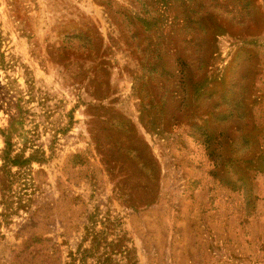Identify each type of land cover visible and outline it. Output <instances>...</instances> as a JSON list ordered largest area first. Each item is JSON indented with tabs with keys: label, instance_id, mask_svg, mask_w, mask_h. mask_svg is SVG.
Segmentation results:
<instances>
[{
	"label": "rangeland",
	"instance_id": "rangeland-1",
	"mask_svg": "<svg viewBox=\"0 0 264 264\" xmlns=\"http://www.w3.org/2000/svg\"><path fill=\"white\" fill-rule=\"evenodd\" d=\"M0 264H264V0H0Z\"/></svg>",
	"mask_w": 264,
	"mask_h": 264
}]
</instances>
